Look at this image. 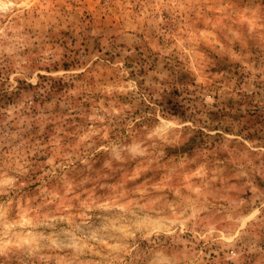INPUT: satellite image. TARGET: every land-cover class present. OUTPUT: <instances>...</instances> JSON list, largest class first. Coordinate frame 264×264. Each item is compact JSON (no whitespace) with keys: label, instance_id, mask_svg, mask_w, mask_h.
<instances>
[{"label":"rangeland","instance_id":"rangeland-1","mask_svg":"<svg viewBox=\"0 0 264 264\" xmlns=\"http://www.w3.org/2000/svg\"><path fill=\"white\" fill-rule=\"evenodd\" d=\"M0 264H264V0H0Z\"/></svg>","mask_w":264,"mask_h":264}]
</instances>
